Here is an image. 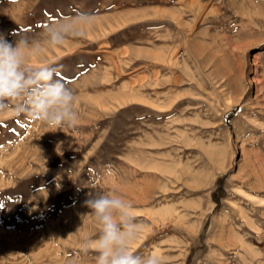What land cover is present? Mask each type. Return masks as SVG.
Listing matches in <instances>:
<instances>
[{
  "label": "rangeland",
  "instance_id": "374dc122",
  "mask_svg": "<svg viewBox=\"0 0 264 264\" xmlns=\"http://www.w3.org/2000/svg\"><path fill=\"white\" fill-rule=\"evenodd\" d=\"M74 9L99 19L32 64L75 91L77 124L0 120V264H95L91 187L132 202L134 252L264 264V0H0V33Z\"/></svg>",
  "mask_w": 264,
  "mask_h": 264
},
{
  "label": "clouds",
  "instance_id": "9594fccd",
  "mask_svg": "<svg viewBox=\"0 0 264 264\" xmlns=\"http://www.w3.org/2000/svg\"><path fill=\"white\" fill-rule=\"evenodd\" d=\"M99 19L98 11L72 10L50 23L37 36H17L11 40L0 33V120L22 114L49 128H74L79 119L75 91L56 78L54 66L32 60L46 50L65 45L86 36ZM106 175H115L112 165ZM84 206L86 215L100 226L99 235L86 241V252L95 253V264H163L155 252L140 254L133 245L144 225L135 216L131 201L118 194L99 191L94 187Z\"/></svg>",
  "mask_w": 264,
  "mask_h": 264
},
{
  "label": "bare ground",
  "instance_id": "6f19581e",
  "mask_svg": "<svg viewBox=\"0 0 264 264\" xmlns=\"http://www.w3.org/2000/svg\"><path fill=\"white\" fill-rule=\"evenodd\" d=\"M246 2H247V1H246ZM248 8H249V7H248ZM258 9H259V8H258ZM254 15H255V14H254ZM252 22H253V21H252ZM33 61L35 62L36 60H33ZM257 186H258V185H257ZM257 186H256V187H257ZM253 187H255V185H254ZM254 189H255V188H254ZM254 189H253V190H254ZM258 190H259V189H258ZM260 190H261V187H260ZM255 191H256V190H255ZM259 192H260V191H259ZM246 194H247V193H246ZM258 195H259V194H258ZM145 202H146V201H145ZM241 213H243V212H241ZM242 215H243V214H242ZM242 215H241V216H242ZM245 215H246V214H245ZM245 215H244V216H245ZM227 219H228V218H227ZM231 219H233V218H231ZM236 219H237V218H236ZM236 219H235V220H236ZM247 219H248V218H247ZM235 220H234V221H235ZM240 220H241V219H239V221H240ZM225 221H226V220H225ZM232 222H233V220H232ZM235 222H237V221H235ZM235 222H234V223H235ZM238 223H239V222H238ZM240 223H242V221H240ZM231 224L233 225V223H231ZM242 225H244V224H242ZM226 226H228V225H226ZM229 227H230V226H229ZM233 227H234V226H233ZM236 227H238V226H236ZM222 228H223V226H222ZM226 228H227V227H225V229H226ZM238 228H239V227H238ZM241 228H242V227H241ZM225 229H223V230L225 231ZM228 229H230V228H228ZM230 232H232V231H230ZM222 233H223V231H222ZM234 234L236 235V232H235ZM238 234H239V233H238ZM238 234H237V235H238ZM222 235H223V234H222ZM230 235H231V234H230ZM219 236H221V235H219ZM233 236H234V235H233ZM239 237H240V236H239ZM224 238H225V237H224ZM240 238H241V237H240ZM221 239H222V238H221ZM232 240H233V239H232ZM221 243H222V242H221ZM230 243H231V242H230ZM231 244H232V243H231ZM228 245H229V244H228Z\"/></svg>",
  "mask_w": 264,
  "mask_h": 264
}]
</instances>
